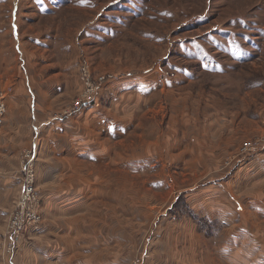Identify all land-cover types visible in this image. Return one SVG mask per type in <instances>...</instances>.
<instances>
[{
  "label": "rangeland",
  "instance_id": "1",
  "mask_svg": "<svg viewBox=\"0 0 264 264\" xmlns=\"http://www.w3.org/2000/svg\"><path fill=\"white\" fill-rule=\"evenodd\" d=\"M24 62L33 90L25 84L27 108L35 101L29 122L38 127L78 118L81 109L55 116L81 97L80 64L88 65L101 88L95 108L109 118L97 136L107 138L112 161L70 163L76 171L70 168L56 187L88 189L92 202L77 209L69 194L63 207L48 210L41 191L54 189L38 175L42 140L34 139L27 152L36 154L32 205L41 230L27 227L7 253L11 217L33 199L24 194L25 154L21 191L5 220L8 257L43 241L71 252L58 264H86L73 251L114 253L111 235L121 232L114 264H264V214L253 201L264 178L251 179L240 166L248 159L240 154L243 142L263 130L264 0H0V83L9 93L14 88L2 77L16 70L26 83ZM43 66L63 87L50 99L46 119L37 80ZM77 148L73 141V155ZM93 225V245L86 247L85 234L75 231ZM234 249L230 262L223 254Z\"/></svg>",
  "mask_w": 264,
  "mask_h": 264
},
{
  "label": "crops",
  "instance_id": "2",
  "mask_svg": "<svg viewBox=\"0 0 264 264\" xmlns=\"http://www.w3.org/2000/svg\"><path fill=\"white\" fill-rule=\"evenodd\" d=\"M25 67L26 64L24 68ZM38 68L39 70L37 72V80L40 88L39 97L41 98L39 103V114H41V116L43 115V119H46L48 111L47 109L51 107L48 104L50 99H55L58 96H61L63 87L59 86V84L53 80L56 73L47 75L45 73L47 72L45 71V66H43L42 69H40V67ZM17 73L18 72L14 70L11 74L6 73L2 77L3 83H10L14 90L9 93L5 88L7 112L4 125L0 130V264H58V262L64 260L65 255L71 254V252L63 251L62 247L55 249V246L43 241L29 242L27 246H23L18 251V253H16L17 255L15 260L10 258V256L8 257L6 255V251L4 250L5 220L13 204H15L19 191H21L22 187L20 162L23 159V156L27 153V149L31 146L33 140L40 136L42 142H40L41 144L36 162V168L38 175L43 177V186L47 187L48 189H54H43L41 191L43 194L42 196L45 198V207L48 210L61 208L63 207V197L72 194L71 199H73V207L77 209L87 208V203L92 202L88 200V195H92V192L88 193V189L85 191L67 190L65 192H61L62 189L56 187L62 186L61 183L57 182V179L60 178V176L66 174L65 172L70 171L71 169L74 174L76 170L73 167V164H70L73 163V161L74 164L80 161H86L93 164H108V162L112 161V156L109 154L110 151L104 143L106 142L105 139L107 138H100L97 136V134H103L104 124L107 125L109 123L108 113L104 109L103 111L100 110L102 109V106L97 109L95 107L83 108L78 113H76L75 116H78L77 119H73L72 116L68 122L66 121L67 123H65V121L59 122L52 120L45 123H43V121L40 124L42 126L39 125V127L31 126L29 122L28 111L30 110L29 108L34 110L35 101H31L30 107L28 105L27 108L25 103L26 89L28 87L30 92L33 91L30 84L28 67H26L24 71L26 83L22 74L19 75ZM32 77L35 81L36 74L34 72L32 73ZM109 86L110 84H106L105 88L108 89ZM89 117L90 119L86 122V119ZM115 120L118 119L116 118ZM38 132L40 135L37 134ZM73 141L75 142L76 147H78L74 151V155ZM67 146H69L68 152H66V149L64 148ZM82 147H85V151L82 150ZM81 151L86 152V155H82ZM58 161L61 162V164H58ZM242 164L244 169L247 171V175L251 179L254 177L264 178V153L248 157V159H244L241 162L240 166ZM221 195L223 194L221 193ZM253 201H259L261 203V213L264 214V190H262L260 198H253ZM213 202H215L214 198L211 200V203ZM213 204L216 205V202ZM230 215H232L231 209ZM79 221H81V219L77 220L76 222L78 223ZM78 225L80 224H75V226H73V230L74 228H77ZM94 229L95 227L93 225L91 230H88L87 228L84 233L79 232V230L75 231V233L77 232L85 234L86 247L93 245ZM106 231L111 235L110 230L107 229ZM119 231L120 230H118V232ZM37 234H35V236H38ZM43 234L44 233H42L40 236L45 237L46 234ZM121 237H124V233L120 232L115 234L113 232L111 235V238L114 239L112 240L114 242L113 246H115L114 253H111L110 248L103 250L101 249L102 251L99 253L100 256L95 255L97 253L93 252V248L86 249L84 255L83 252L81 253V251L76 250L73 251V259L84 256V258L81 259H83L86 264H114L113 262H110V258L120 255L119 247L122 244L120 243L122 240ZM238 237L239 234H237L236 238H234V244L236 245ZM77 242L78 240L75 241V243ZM236 245L235 247L233 245V248H237ZM232 252L233 254H229L228 252L222 254L225 255L226 258L231 262L235 261L238 250L234 249ZM203 254L205 255V252H203Z\"/></svg>",
  "mask_w": 264,
  "mask_h": 264
},
{
  "label": "built area",
  "instance_id": "3",
  "mask_svg": "<svg viewBox=\"0 0 264 264\" xmlns=\"http://www.w3.org/2000/svg\"><path fill=\"white\" fill-rule=\"evenodd\" d=\"M80 70H81V76L84 83V89L82 92L81 97H78V99L74 102V106L71 107L70 110H68L66 113L61 114L59 116H55L57 118H63L65 116L71 115L73 111L83 109V108H91V107H99L100 101L98 100V94L100 91V84L96 86V83L93 82L92 76L90 73V69L88 68V65L84 62L80 64ZM104 77H101V80H104ZM105 81V80H104ZM106 82V81H105ZM105 82L102 85V88L106 86ZM100 88V89H99ZM98 89V90H97ZM7 112V103H6V91L1 87L0 83V130L2 129L4 122H5V116ZM264 153V117H263V130L261 133L249 140H246L243 142L241 148H240V154L244 157H251L254 155H260ZM36 154L34 151L31 150L26 153V160L23 163L22 172L23 175H25V178L23 176V184H24V194L26 198H32L33 199H26L24 202L25 208L24 212H19L14 214L11 217V224L10 229L7 234L10 235L9 237V243L7 244V253L11 254L13 249H15V243L19 241L21 232L27 227L29 230H35V232H38L41 230V227L39 226L41 224V217L39 214H37L32 205V201H34L37 198L36 194V188L33 186L34 181V168L32 166L33 161ZM234 158H232L229 162L233 161ZM229 164V163H227ZM134 264H141V260L137 259L135 260Z\"/></svg>",
  "mask_w": 264,
  "mask_h": 264
}]
</instances>
